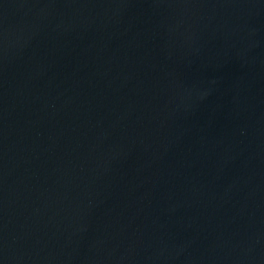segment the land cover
Listing matches in <instances>:
<instances>
[{
  "label": "water",
  "instance_id": "95a60500",
  "mask_svg": "<svg viewBox=\"0 0 264 264\" xmlns=\"http://www.w3.org/2000/svg\"><path fill=\"white\" fill-rule=\"evenodd\" d=\"M0 264H264V0H0Z\"/></svg>",
  "mask_w": 264,
  "mask_h": 264
}]
</instances>
